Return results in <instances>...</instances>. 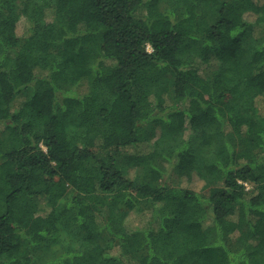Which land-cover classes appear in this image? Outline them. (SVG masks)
<instances>
[{
	"label": "trees",
	"instance_id": "obj_1",
	"mask_svg": "<svg viewBox=\"0 0 264 264\" xmlns=\"http://www.w3.org/2000/svg\"><path fill=\"white\" fill-rule=\"evenodd\" d=\"M0 264H264V0H0Z\"/></svg>",
	"mask_w": 264,
	"mask_h": 264
},
{
	"label": "rangeland",
	"instance_id": "obj_2",
	"mask_svg": "<svg viewBox=\"0 0 264 264\" xmlns=\"http://www.w3.org/2000/svg\"><path fill=\"white\" fill-rule=\"evenodd\" d=\"M26 27H27V22H26V20L24 19V18H22L21 20H20V22H19V24H18V33L19 34H23L25 31H26ZM149 49L151 50V48L149 47ZM153 129V128H152ZM151 133V135L153 134V131L152 132H150ZM141 149H143V145H140V146H138V147H135V148H132V152H135V151H138V150H141ZM134 170H132L131 171V175L133 174L134 175ZM175 181H177V179H176V177H175ZM250 189H251V187H250ZM138 217H133L132 218V220L134 219V220H136Z\"/></svg>",
	"mask_w": 264,
	"mask_h": 264
}]
</instances>
